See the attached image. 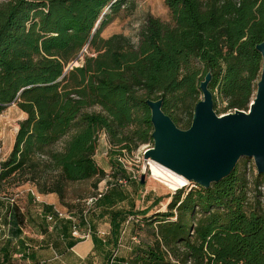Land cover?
I'll list each match as a JSON object with an SVG mask.
<instances>
[{
	"label": "trees",
	"instance_id": "obj_1",
	"mask_svg": "<svg viewBox=\"0 0 264 264\" xmlns=\"http://www.w3.org/2000/svg\"><path fill=\"white\" fill-rule=\"evenodd\" d=\"M164 5L168 20L146 16L133 41L101 34L132 14L134 0H0V116L12 104L26 115L0 162V190L28 184L64 204L70 186L92 182L74 195L85 204L105 177L94 159L99 135L117 159L153 146L148 99H162L177 127L172 112L185 111L180 127L189 128L208 73L214 111L219 100L223 111H247L261 73L264 0ZM260 186L264 175L250 183L236 166L208 189L177 190L165 212L139 222L144 245L127 264H264Z\"/></svg>",
	"mask_w": 264,
	"mask_h": 264
},
{
	"label": "crops",
	"instance_id": "obj_2",
	"mask_svg": "<svg viewBox=\"0 0 264 264\" xmlns=\"http://www.w3.org/2000/svg\"><path fill=\"white\" fill-rule=\"evenodd\" d=\"M114 162L110 174L100 167L105 177L99 184L126 178L127 186L110 187L91 207L61 204L56 194H40L31 185L0 190V264H127L133 250L144 245L127 225L128 216L164 211L154 191H141Z\"/></svg>",
	"mask_w": 264,
	"mask_h": 264
},
{
	"label": "water",
	"instance_id": "obj_3",
	"mask_svg": "<svg viewBox=\"0 0 264 264\" xmlns=\"http://www.w3.org/2000/svg\"><path fill=\"white\" fill-rule=\"evenodd\" d=\"M256 50L262 58L261 73L247 111L217 115L208 88L210 73L199 84L202 97L187 129L177 127L163 112L162 99H148L153 146L144 153V160L204 189L229 177L241 158L252 159L257 175H264V42ZM144 178L141 175L140 185Z\"/></svg>",
	"mask_w": 264,
	"mask_h": 264
},
{
	"label": "rangeland",
	"instance_id": "obj_4",
	"mask_svg": "<svg viewBox=\"0 0 264 264\" xmlns=\"http://www.w3.org/2000/svg\"><path fill=\"white\" fill-rule=\"evenodd\" d=\"M164 1L165 0H134L135 8L132 14L122 17L120 19H116L113 23H111L109 26H107L103 30L101 36L103 38H109L110 36L115 35V34H122L124 36L130 37L133 41H136L135 37L139 29L143 25V22L146 16L150 15L162 21L168 20L169 14H168L167 8L164 5ZM82 59L83 58L80 57L77 61L73 62L70 66H73V67L79 66L80 63L82 62ZM254 95L251 101L253 100ZM201 97L202 96H200L199 99H201ZM225 106H226V103L219 100L217 103L215 112H219L218 115H223V114L233 112L230 110L223 111ZM172 114L178 120L179 127L180 125L185 123L186 118H187V113L185 111H180V110L173 111ZM25 118H26V115L22 113L16 107L15 104L7 106L5 110L2 112L0 116V162L5 160L8 154L10 153L15 135L19 128L18 123L24 120ZM149 146L152 147L151 145ZM55 147L59 148L60 144L56 145ZM110 149L111 147L108 143V138L106 134L101 133L99 135L98 149L94 157L97 165L101 168H104L110 174L111 171L113 170V167L110 165V161H115L114 165H117V164L120 165L123 171L134 172L137 175V178H139V180H136V181H137L138 186L140 187V190L141 191H151V190L154 191V193L159 196V199H161L162 207L160 206L159 209L165 212L166 207H164V204L166 200L168 201V197L172 196L177 191L167 190L160 183L153 181L150 176V171L143 170L144 166L147 163L143 160V158L137 152L133 153V155L129 157H124V158L120 157L119 159H117V157H110L109 155ZM236 166H238L239 169L241 170L242 169L246 170L247 177L250 183L253 180H255L257 173H256V169H255L252 159L241 158L239 159ZM143 174L145 175L144 184L140 185L139 181L141 179V175ZM91 183L92 182H88L84 184H76L74 186H70V188L68 189L64 204H68V205L78 204L77 200L74 198V195L79 194L80 192L85 191V190L87 191L90 190ZM27 185L28 184H25L24 186L27 187ZM189 187L190 185H187L186 187L182 189H188ZM13 189L15 191L16 188L13 187ZM35 189H33V191L36 192L37 189L36 190ZM261 203H262V206H264V195H262L261 197ZM131 214H135V212L132 211ZM128 217H130L129 218L130 220L127 225L128 226L130 224L133 225L134 236H137L138 234L142 237H145L146 233L143 231H140V227L137 226L140 221H143V219L134 218V215L128 216Z\"/></svg>",
	"mask_w": 264,
	"mask_h": 264
},
{
	"label": "built area",
	"instance_id": "obj_5",
	"mask_svg": "<svg viewBox=\"0 0 264 264\" xmlns=\"http://www.w3.org/2000/svg\"><path fill=\"white\" fill-rule=\"evenodd\" d=\"M151 148L149 145H143L141 146L136 152L143 158V155L144 153L149 149ZM144 160V158H143ZM147 164L144 166L143 170H150V165H149V160H144ZM131 174V179L132 180H139V178H137V175L134 173V172H129ZM128 180L126 178H119L117 179L114 183H111L109 185V182H105L103 183L102 185H98L96 191H95V194L91 197H89L86 201H85V205L87 207H91L92 205H94L99 199H101L103 197V195L109 190L110 187H113V186H119V187H126L127 184H128ZM190 187H196L195 184H189ZM258 190L260 191L261 194H264V186H260L258 188ZM60 217H64V215H62L61 213L58 214ZM129 218H128V221L129 222ZM73 235L77 236V226L74 225L73 227Z\"/></svg>",
	"mask_w": 264,
	"mask_h": 264
},
{
	"label": "bare ground",
	"instance_id": "obj_6",
	"mask_svg": "<svg viewBox=\"0 0 264 264\" xmlns=\"http://www.w3.org/2000/svg\"><path fill=\"white\" fill-rule=\"evenodd\" d=\"M149 165L151 179L163 185L167 190L177 191L188 185L185 179L172 173L161 165L153 162H149Z\"/></svg>",
	"mask_w": 264,
	"mask_h": 264
}]
</instances>
